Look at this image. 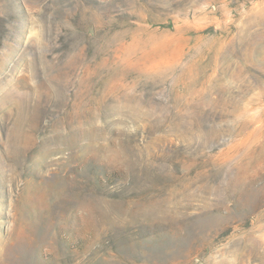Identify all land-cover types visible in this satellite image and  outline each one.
I'll use <instances>...</instances> for the list:
<instances>
[{
  "label": "rangeland",
  "instance_id": "1",
  "mask_svg": "<svg viewBox=\"0 0 264 264\" xmlns=\"http://www.w3.org/2000/svg\"><path fill=\"white\" fill-rule=\"evenodd\" d=\"M0 264H264V0H0Z\"/></svg>",
  "mask_w": 264,
  "mask_h": 264
}]
</instances>
